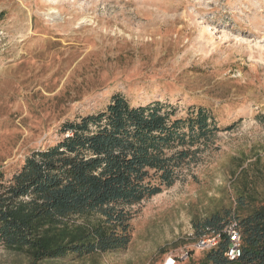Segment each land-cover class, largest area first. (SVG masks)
<instances>
[{
    "label": "rangeland",
    "instance_id": "rangeland-1",
    "mask_svg": "<svg viewBox=\"0 0 264 264\" xmlns=\"http://www.w3.org/2000/svg\"><path fill=\"white\" fill-rule=\"evenodd\" d=\"M114 94L177 117L205 107L220 131L173 186L126 208L125 250L45 264H162L191 249L192 220L235 207L241 169L264 197V0H0L5 180ZM0 264L28 261L0 245Z\"/></svg>",
    "mask_w": 264,
    "mask_h": 264
},
{
    "label": "trees",
    "instance_id": "trees-1",
    "mask_svg": "<svg viewBox=\"0 0 264 264\" xmlns=\"http://www.w3.org/2000/svg\"><path fill=\"white\" fill-rule=\"evenodd\" d=\"M58 128L57 143L30 153L9 180L0 173V245L28 264L125 250L126 208L173 186L220 131L205 107L177 117L158 101L133 106L120 94ZM241 171L235 207L191 221L195 239L206 228L222 233L234 223L240 257L224 256L229 240L222 233L200 264H264V197Z\"/></svg>",
    "mask_w": 264,
    "mask_h": 264
},
{
    "label": "built area",
    "instance_id": "built-area-1",
    "mask_svg": "<svg viewBox=\"0 0 264 264\" xmlns=\"http://www.w3.org/2000/svg\"><path fill=\"white\" fill-rule=\"evenodd\" d=\"M225 233L228 240L229 246L224 253V256L229 261H234L240 257V238L235 228L234 223L227 225L223 232ZM222 233L212 231L209 228L204 229L203 233L197 237L191 246V249H185L177 254H170L165 257L162 264H177L180 262H186L189 260L191 252L207 253L217 248Z\"/></svg>",
    "mask_w": 264,
    "mask_h": 264
}]
</instances>
